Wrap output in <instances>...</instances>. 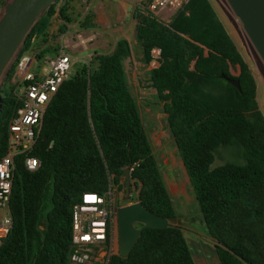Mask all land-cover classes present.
<instances>
[{
    "label": "trees",
    "instance_id": "trees-1",
    "mask_svg": "<svg viewBox=\"0 0 264 264\" xmlns=\"http://www.w3.org/2000/svg\"><path fill=\"white\" fill-rule=\"evenodd\" d=\"M150 1L133 12L136 37L144 62H157L149 87L162 103L215 257L219 264H264V116L252 71L209 0H187L167 22L148 10ZM52 14L50 6L32 26L19 58L44 34ZM58 14L70 22L64 9ZM93 18L86 14L81 27L92 28ZM59 49L35 53L45 57ZM129 55L128 41L119 39L111 52L75 67L45 109L30 153L40 167L28 171L23 156L14 157L12 225L0 243V264H69L73 205L84 193L102 195L109 183L120 188L125 167L142 205L172 226L144 229L127 257L115 254L108 264H194L128 86ZM13 74L14 67L0 88V158L18 108ZM219 149L233 159L211 168Z\"/></svg>",
    "mask_w": 264,
    "mask_h": 264
},
{
    "label": "rangeland",
    "instance_id": "rangeland-1",
    "mask_svg": "<svg viewBox=\"0 0 264 264\" xmlns=\"http://www.w3.org/2000/svg\"><path fill=\"white\" fill-rule=\"evenodd\" d=\"M11 1L12 0H0V19L4 14L5 7ZM142 1L144 2L145 0H56L51 5L54 14L48 17V24L44 34L35 37L32 40L30 47L27 50H24L21 54V56H27L32 59L29 72L37 75L38 71L44 66V57L33 55L41 48H50L51 50L56 48L58 46L59 36L62 34V28L64 32H70L71 35L75 37L79 34L81 40H85L88 45L95 42V32H102V37L107 41L108 46L99 49V52H107L113 40L120 35L121 32H117L120 27H122L121 31H123V29L128 26L129 30L128 32H124V35H129V32L132 30L135 23L132 17L133 12ZM209 1L252 71L257 85V105L264 116V64L245 34L241 22L234 15L227 2L225 0ZM60 9H64V15L70 18L69 23L59 16L58 13ZM93 11L96 14L93 19L94 26L89 29L81 27V24L84 23L86 14L93 13ZM165 14L166 12L156 13V15L162 20L165 19ZM43 40H47V43L43 44ZM21 48L22 44L11 54L4 65L0 75V88L6 84L5 75L12 67H14V74L10 80V84H14L17 81L16 66L14 65H16L17 59L20 56ZM64 51L68 53V51ZM82 54L83 53H76L72 55L81 57ZM153 55H156L155 52ZM80 63L81 62H76L74 68ZM142 63L136 67L137 70H133L134 67L131 64V61L126 64L129 87L136 100L140 116L142 115L144 120L146 133L150 139L151 146L154 149V155L157 159L160 172L176 211V218L173 223L183 228L184 235L192 254L195 257L199 256L205 259L209 264H214L215 262L210 258V256H215L212 248L213 243L198 238L197 236L206 234L205 223L171 136L166 115L163 112L162 103L159 102L154 89L137 88L136 81H133L137 78L136 80H138L140 84L142 82L145 83L148 79V71L157 66L156 60H153L149 65L144 63V61ZM94 66L95 63H93V67ZM149 100L153 105L155 103L153 108L146 104ZM147 106L149 107V111L144 109ZM149 112L153 113L154 116L151 117L148 115ZM232 159L233 157L229 151L219 149L215 154L211 168L220 166L225 161ZM134 200L135 194L132 193L128 201H121V205H124L127 202H133ZM5 213L6 210L4 208L0 210V216Z\"/></svg>",
    "mask_w": 264,
    "mask_h": 264
},
{
    "label": "built area",
    "instance_id": "built-area-1",
    "mask_svg": "<svg viewBox=\"0 0 264 264\" xmlns=\"http://www.w3.org/2000/svg\"><path fill=\"white\" fill-rule=\"evenodd\" d=\"M186 2L151 0L148 10L155 14L164 10L175 13ZM90 57L79 59L60 47L56 54L44 57V66L37 75L29 72L31 58L21 56L16 62L17 81L14 83L13 95L18 108L8 124L6 153L0 158V210H6L0 216V243L12 225L8 203L14 157L23 156V165L28 171L40 167V161L30 153L38 139L45 109L58 87L74 74L75 63H88ZM122 182L120 188L109 183L102 195L84 193L81 200L73 205L69 264H108L111 256L117 254L116 209L122 206L121 201H125L124 178ZM138 192L139 188L132 185L131 194H135L133 202Z\"/></svg>",
    "mask_w": 264,
    "mask_h": 264
},
{
    "label": "water",
    "instance_id": "water-1",
    "mask_svg": "<svg viewBox=\"0 0 264 264\" xmlns=\"http://www.w3.org/2000/svg\"><path fill=\"white\" fill-rule=\"evenodd\" d=\"M55 1L12 0L5 7L0 19V75L11 54L23 44L32 26ZM225 1L241 22L245 34L264 64V0ZM220 78L237 90L240 89L237 80L228 79L222 74ZM122 173L125 180L124 200L128 201L132 191L129 168L125 167ZM168 226L172 224L148 211L136 195L135 202L116 209L117 254L122 258L127 257L144 229H163Z\"/></svg>",
    "mask_w": 264,
    "mask_h": 264
},
{
    "label": "crops",
    "instance_id": "crops-1",
    "mask_svg": "<svg viewBox=\"0 0 264 264\" xmlns=\"http://www.w3.org/2000/svg\"><path fill=\"white\" fill-rule=\"evenodd\" d=\"M161 12H166L165 19L163 20V21H166V22L169 21L171 19V17L173 16V14H174V13L168 11V10H164V11H161ZM93 14H94V18H95L96 14H95L94 11H93ZM134 21H135V23L133 25V28L129 32V35H127V36L124 35V32H126V31L128 32L129 27L126 26L123 29V31H121L122 27L119 28V31H117V32H121L120 35L117 36V38H115L113 40V42L111 43V46H110L109 50L107 52H105V53H100L99 52V49H103L104 46H108L107 41L104 39V37H102L103 36V33L100 32V31H97V32L94 33V35L96 37V40H95V42L93 44H90V45H88V43L85 42V40H81V36L79 34L76 35V37H75V36L71 35L70 32H66L65 31L64 33H62L59 36L58 46L61 47L63 50L68 51L69 54L71 53V55L72 54H76V53H83L81 57H77L79 59H83V58H85L87 56H91L92 57V56H94L95 53H98V54H107V53H109V52H111L113 50V47H114V45H115V43H116L117 40H119V39H125L129 43V50H130L129 57L124 61V67H125V71H126V75H127L126 64L130 63V61H131V64L134 67L133 70H137L136 67L139 66V65H141V63L144 61V56H143V53H142V49H141L140 43H139V41L137 40V37H136V31H135L136 20L134 19ZM67 35H69V36H67ZM156 53H157V51H155V54ZM72 56H74V55H72ZM153 56L156 57V55H153ZM74 57H76V56H74ZM152 61L153 60H151L149 63H146V64L149 65ZM142 65H143V63H142ZM150 70L148 71V78H149V72H150ZM136 79H134L133 81H136L137 88H145V89L151 88V87H149V81H148V79L146 80L145 83L142 82L141 84ZM127 80H128V75H127ZM128 86H129V81H128ZM145 89H142V90H145ZM146 104L148 106H150L151 108H153L155 106V103L153 105V103L150 100ZM148 106L144 108L146 111H149V107ZM148 115H150L151 117L154 116L153 113H151V112H149ZM156 117H157V114H156ZM141 121H142L144 130H145V126H144L145 124H144V120L142 118V115H141ZM145 132H146V130H145ZM148 139H149V137H148ZM149 141H150V139H149ZM150 144H151V142H150ZM152 150H153V154H154V149L152 148ZM182 231H183V228H182ZM183 234H184V232H183ZM197 236H198V238H202V239H205L207 241H211L213 243L212 245H214V241L207 234V232H206L205 235H201V236L200 235H197ZM184 237H185V235H184ZM185 239H186V237H185ZM186 242H187V239H186ZM187 244H188V242H187ZM190 251H191V249H190ZM191 254H192V252H191ZM210 258L215 262L214 264H219V262H218V260H217V258L215 256H213V257L210 256ZM192 259H193L194 264H209L208 261H206L205 259H203V258H201L199 256H196L195 257L193 254H192ZM215 260H217V261H215Z\"/></svg>",
    "mask_w": 264,
    "mask_h": 264
}]
</instances>
